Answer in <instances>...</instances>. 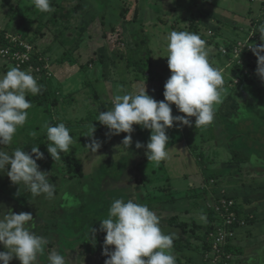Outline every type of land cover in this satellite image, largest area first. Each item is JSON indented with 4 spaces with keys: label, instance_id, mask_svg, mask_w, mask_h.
I'll return each mask as SVG.
<instances>
[{
    "label": "rangeland",
    "instance_id": "rangeland-1",
    "mask_svg": "<svg viewBox=\"0 0 264 264\" xmlns=\"http://www.w3.org/2000/svg\"><path fill=\"white\" fill-rule=\"evenodd\" d=\"M17 1L18 0H0V13L4 9L5 12H7L11 6H13L11 8H14ZM29 1L28 6L34 5L33 0ZM53 1L54 4H51L53 11L48 12V14L55 12L60 14L63 12L67 17L71 14L72 17L70 22H73L76 28H85L86 18H88L89 14L92 12V7L86 4L85 0ZM111 1L104 0V7ZM129 1L133 3L134 0ZM164 1L165 0L149 1L152 4L155 3L150 6L157 17L147 15L145 18H142L141 16L143 13H141L136 22L131 21L128 22L127 25L124 22H120L118 19L110 21L106 13V25L108 26L109 23L113 25L116 28V32L111 34V37L108 38L107 45L110 49H108L107 53H104L106 54L103 55L104 59L100 60V58L96 57L97 62L94 58L89 60L90 54H87L86 50L81 52L78 58H72L68 63V68H71L70 70H72V68L75 70L76 65L73 63L76 58V61L81 64V68L78 69L80 74H74L70 80H65L64 82L62 79L61 83H59V79L52 77L47 84L48 90L50 91L48 99L50 101L52 100V102L57 100V105L58 103L60 105L59 109H56L57 105L52 107L49 104L40 106H35V103L32 104V107L27 110L28 118L25 125L23 127H18L12 142L8 145H0V150L6 151L9 154L17 148L31 153V147L37 145L39 150L44 154L43 159L37 160L39 169L48 172L47 176L49 183L55 186L53 198H47L46 194L33 197L29 193L27 187H25L24 190L18 188V186L11 183L6 172L0 173V202L3 200V204L1 203L0 205L4 206L5 209L11 207L12 211L17 214L20 212H30L35 221V229L33 230L49 240V244L46 246V254L38 258L39 264H48L47 252H50L52 249H56L60 254L65 255V258L69 261H72V257L76 260V257L83 255L84 257L99 259L97 255L100 254L90 253L92 252L89 251L91 246H84L82 242L84 237L83 231L86 232V234L89 233L92 227V225L88 223L90 219L93 223L96 222L97 225H100V221L108 218L110 205L106 203V201L108 202L107 198L102 200L100 198L104 192L120 189L121 187L116 184V180L121 179V177H124L127 181L129 179L132 180V190L137 193L141 190L144 192L145 196L147 193L150 194V196L159 195L158 185H162V189L160 188L162 195H167L170 187L169 184L174 180L175 182H171V186H175V188L169 190L167 198L171 194L185 195L187 192H192L193 197L190 199V205L191 208L193 207L194 211L197 210L196 213H192L195 221L197 223L202 221L201 217L195 214H200L202 211L208 214L212 213V217L216 218L213 221L214 226L221 225L224 219L223 213L219 210L218 203H221L225 199V201L232 200L237 204V201L233 198V193L236 189L240 188L239 183L241 181L251 185L250 187H255V184L258 183L259 185L260 183V178L257 177V179L253 180V177L250 175L253 173L257 174L261 168H264V81H262L256 73V58L252 59L251 65L242 67L241 69V64H243L245 56L244 53H240L239 59L236 57L234 42L239 39H241V41L248 39L249 43L257 45L264 42L261 41V37L257 33V30H260L263 25L259 24L258 26L255 25V27H251V25H253V20L261 19L264 22V10H262L257 17H250V15H248V18H244L241 16V11L249 7V3L243 4L241 0L240 4L237 0H224L222 4L214 3L216 0H201L202 5L200 3L197 4V8H195V6H188L186 8L183 3L184 0H179V5L181 6L177 8L174 6L164 8L166 4ZM25 2H27V0H25ZM248 2L250 1L248 0ZM88 3L90 2L88 1ZM77 4L80 6L78 12L75 14L70 10ZM206 4H211L208 10L213 11L212 13L208 11L205 13L204 9L205 7L207 8ZM252 4L254 7L255 3L252 2ZM170 7H172V10H170ZM37 11L36 14L41 12L39 10ZM200 11H203V13H200ZM235 13L236 18L232 20L235 21L243 17L242 19L240 18L243 22H240V25L235 28L229 26L228 30H230V35L221 38L230 40V42L228 41L230 46L229 53L225 56L230 71L227 76H223L226 83L221 89L222 102L214 106L215 114L211 124L196 127L194 125L195 117L189 118L193 121L192 126L177 127L176 125L178 122H174L171 128L166 129V134L169 136V144L167 147L168 156L159 164L147 160L145 148L142 147L137 149L135 147L137 141L143 145L147 144L150 137V130L148 129H144L139 125H133L134 131L131 133L132 145L126 151L122 145V140L124 136L127 135L126 133L121 132L118 135H109L108 130L102 131L100 129V127L107 129V126L93 125L95 127L93 137L101 142V147L96 153H93L85 146L90 143V138L87 135L90 134L91 127L80 126V128H78L80 132H77L75 137H73L74 144L70 146L71 150L67 153L61 152L60 161H53L52 157L47 152V146L51 144V142L47 138L45 125H51V122H54L51 120L49 112L47 114L46 111L49 110L53 112L52 114L54 117L52 118L57 117L65 124H74L75 127H78V121L82 119H97L98 116L95 115L94 110H97V107L98 109L101 107L98 104L97 98L94 96L95 91L90 84V78L91 76L93 77V65H97V73L99 72L98 77L104 85V88H101V90L97 89V92L100 96L105 94L108 98L106 102H109L111 106H108V108L104 106L105 109H112L115 96L137 94L138 90L132 93V88L140 87L141 90L144 83H148L146 82L147 78L145 77V72L149 69L147 65L150 58L149 50L155 48V44L157 43L164 45L168 44L167 38L171 31H178V26H181L185 28L186 31L198 34L202 39L213 37L215 39L217 37L214 35L215 30L222 33L228 31L226 26L223 28L221 25L223 23H231L232 20L227 17L233 18L232 16ZM200 14L201 17H199ZM213 14L216 17H214ZM130 15L131 17L133 16L132 13ZM192 16H195L196 20L194 23H191V26L188 25V20ZM177 17H179V19ZM50 19H52L51 16ZM62 21L65 22L67 20L63 19ZM147 21H149L150 24H146ZM1 22L4 24L8 21L1 20ZM63 22L59 23L58 26L60 28H63L65 25ZM119 23H122V26H119ZM24 24L28 26V24ZM40 25H43V23L41 22ZM50 26L51 24L49 27H41L45 36H40L39 39L41 38L40 40L44 44L48 43L46 42L47 40L51 42L55 35L54 32L50 31ZM158 27H162L161 33L158 34L154 31L155 35H153V30ZM172 27L176 29L173 30L174 28ZM41 28L39 27V29ZM143 28L152 30L150 32L152 35L146 36L142 34ZM89 29L92 33L99 32V41L102 42L103 37L99 23L95 22L93 25H90L87 30ZM34 30L35 26L29 28L27 30V35L33 34ZM88 33H85L86 37ZM62 35L63 31L59 35V38H62ZM121 36H123V38H121ZM252 36L253 41L250 40ZM95 40L96 36H93L89 41L92 47L96 46V44L93 45ZM132 40H134L135 45ZM114 42H116V44H114ZM126 43L129 45L124 46ZM220 46L218 45L217 47L220 48ZM119 47H124V50L121 52L122 54L115 52ZM34 48L36 52L40 51V55L41 53L49 55V51L47 54L44 53V51H46L45 49L38 50L39 48L36 49L35 46ZM104 52L106 51L104 50ZM159 52L161 55H167L163 50H159ZM60 54V50L56 49L54 51L55 57L61 56ZM65 54L66 53H64V55ZM152 55L154 56L155 53ZM68 56L69 53L65 55V57ZM1 60L0 64H3V66H0V76L14 66V63L11 61V64L7 65L3 63V61L1 62ZM88 63H91L92 66ZM87 64L88 67H86ZM238 66H240L239 69ZM166 72V74L170 76L171 72L169 68ZM154 73L155 70L152 71V74ZM241 75H246L248 80L244 79ZM160 82L155 86H153V83L147 85L148 90L146 89V91L153 98L154 93L152 90L160 87L162 84ZM97 84H100V82ZM254 87H258L261 92H257ZM62 88L67 89L62 91ZM241 90L243 91L242 93L240 92ZM70 92L75 95L74 98L72 97L70 99ZM243 93H245V95L248 93L247 101H259L261 105L259 106L255 105L253 102H248V104L245 103L243 109L240 110L238 107L241 100L244 98ZM257 93L262 96H258ZM28 94L31 93H27L26 96ZM155 94L157 93L155 92ZM59 95L64 99H60ZM235 96L237 97L235 98ZM154 99L157 101L164 100L162 97H156ZM59 100L62 101L59 102ZM230 103L233 104V107L230 106ZM171 107L172 115L183 114L177 112V108L173 106V104ZM258 107L261 111L257 110ZM101 111L104 110L102 109ZM244 130L246 131L243 132ZM33 133L36 135L33 136ZM187 139L190 142H188ZM209 150H212L211 154ZM171 151L173 152L171 153ZM235 152H241L242 154L254 157L253 160L249 161L252 162V164L246 161L247 163H244L245 165L243 164L244 166L240 169L241 171L243 170L241 173L242 178L239 177V180H237V177H230L232 178L231 180H237V183L234 182L230 184L227 178H224L227 176L223 175H219L218 178L211 177L210 170H206L204 173L202 172L207 167L211 169L212 161L217 162L215 165H218V161L221 158H225V156L232 157V154ZM32 155L34 156V154ZM68 157L77 158L80 161L79 165L83 170V175L81 177L79 173H77L75 165H70L66 160ZM249 167L252 171L246 170V168ZM49 168H52V171H49ZM199 168L200 170H198ZM141 169L146 171L144 177H141ZM162 170L169 174L163 181H161L160 178L155 179L152 176L154 174L158 177L161 176V174L157 173L158 171L162 172ZM153 172L154 174H151ZM53 177H55L54 180ZM104 188H109L110 190H105ZM18 191L21 193L19 196L15 195ZM209 193L211 195L210 197H208ZM133 195L131 194V198L134 197ZM220 196L223 197L221 200H219ZM128 198L129 196H127L126 199ZM150 201L152 202V198H148V203ZM101 204L104 206L103 208L106 207V210L102 208ZM102 210L107 212L105 213ZM202 213L200 215H202ZM212 217L203 222H205L206 225H210L212 223ZM186 220L190 221V218L187 217ZM108 247L111 250L112 246L110 245ZM92 248V250H94V246ZM97 249L100 248L98 247ZM0 250H5L2 245H0ZM207 252L208 251H206L205 254ZM204 255H202V260L205 264H227L226 259L220 256L215 257L213 252H211L207 258H205ZM83 262L85 264H90L88 258ZM10 264H20V261L13 258Z\"/></svg>",
    "mask_w": 264,
    "mask_h": 264
},
{
    "label": "clouds",
    "instance_id": "clouds-1",
    "mask_svg": "<svg viewBox=\"0 0 264 264\" xmlns=\"http://www.w3.org/2000/svg\"><path fill=\"white\" fill-rule=\"evenodd\" d=\"M36 9L41 12L53 11L50 0H33ZM261 41H264V27L260 29ZM167 67L171 74L164 83V100L157 101L145 88L135 95H117L113 108L100 111L98 118L107 126L109 135L123 132L122 140L127 149L132 145L133 125L150 130L146 145L139 141L135 147L145 148L147 160L159 164L168 156L169 136L166 129L174 122L177 127L192 126L190 117H195L196 127L212 123L215 105L222 102L221 89L224 85L222 70L209 60L210 47L198 34L187 31H171L168 35ZM247 47L256 56V73L264 81V42L249 43L248 39L240 43L236 50ZM159 57V56H157ZM235 58V57H234ZM42 91L37 80L30 73L10 68L0 76V145L12 142L18 127H23L28 118V109L32 107L26 94L37 95ZM174 104L180 113L172 115ZM47 138L51 142L47 152L53 161H60V153L69 152L74 144L70 129L64 123L55 126L45 125ZM87 135L90 143L85 146L93 153L101 147V142L93 137L95 127L91 124ZM33 136L36 134L33 133ZM34 154V156L32 155ZM44 154L38 146L31 147V153L17 148L11 154L0 150V173H5L12 184L23 189L27 187L31 196L46 194L51 199L55 186L49 183L46 171H41L37 160ZM18 191L15 195L19 196ZM161 217L146 204L131 199H115L109 208L108 218L100 221L99 231L105 233L102 254L107 258L104 264H176L173 252L175 234H165L160 227ZM35 221L30 212L15 213L11 207L0 205V264H10L13 258L20 264H39V257L46 254L48 238L36 233ZM97 229L90 228L89 235L95 241ZM114 246L110 250L108 246ZM83 256L69 261L56 249L47 252L48 264H83Z\"/></svg>",
    "mask_w": 264,
    "mask_h": 264
},
{
    "label": "crops",
    "instance_id": "crops-1",
    "mask_svg": "<svg viewBox=\"0 0 264 264\" xmlns=\"http://www.w3.org/2000/svg\"><path fill=\"white\" fill-rule=\"evenodd\" d=\"M50 1H52V0H50ZM65 1H69V0H65ZM85 1H86V4H88L89 6L92 7V12L89 14V17L86 18L85 28L80 26L82 29L79 27L76 28L75 24L73 22H70L71 17H72L71 14L68 17L63 12H61L60 14H57L56 12L52 13V14L51 13L48 14L45 12H39L36 14V12H38L37 11L38 9H36L34 5L28 6L29 5L28 3L30 2L29 0H27V2H25V0H18L16 6H14V8H11V7H13V6H11L7 12H5V9L3 8L4 10H2L0 13V23H1L0 29H4V31H6L8 34H12V33H19L20 34L21 33L22 36L24 37L25 32L29 28L35 26L34 33L25 36L26 40L33 38L34 41L32 43L34 44L36 49H38V48H39L38 50L45 49L46 50V51H44L45 54H47V52L49 51V55L47 54L45 56L48 57V59L50 60V63L52 64L51 67L53 68V70L55 72L53 78L59 79V83H61L62 79L64 82L65 80L66 81L70 80L72 78V76H74V74L75 75L80 74V71H78V69L81 68V64H79L76 61V58L79 57L81 52H84L86 50V53L90 54L89 60L94 58L96 61V57L100 58V60H103L104 59L103 55H106L104 53H107L108 49H110L109 46L107 45L109 35H107V36L104 35L105 32L103 30V27H102V24L100 21L101 19L99 18V12L97 10L98 4L94 0H88L90 3H88L87 0H85ZM138 1L139 0H134L133 3L132 2L130 3V5L134 6L135 4H137ZM149 1L150 0H143L142 1V3H143L142 6H144L142 18H145L147 15L157 17L155 12L151 9V6H150V5H154L155 3L152 4ZM202 1L201 0H184L183 3H184V6L186 8L188 6L189 7L195 6V8H197V4L200 3L202 5ZM223 1L224 0H216L214 3L222 4V3H224ZM241 1L243 2V4L249 3L248 4L249 7H246L243 11H241V14H242L241 16H243L244 18H248L249 17L248 15H250V17H257L260 14V12L262 10H264V0H249L251 3L248 2V0H241ZM241 1L237 0V2L239 4ZM164 2H166L164 8H166L168 6H174L176 8L178 6H181V5H179L180 4L179 0H165ZM252 2L255 3L254 7L252 6L253 5ZM26 5H27V7H26ZM210 5L211 4H208L207 8L204 6L205 9L204 8L203 9H204L205 13H207V11L209 13L213 12L211 10H208ZM24 7H26V8H24ZM133 8L134 7H132V9ZM171 8L172 7H170V10H172ZM131 13H132V11L129 13V17H131V15H130ZM200 13H203V11H200ZM63 15H65V17ZM235 15H236V13L233 14V16H232L233 18H230V17H227V18L232 20V19L236 18ZM50 16L52 17V19H50ZM213 16H214V14H213ZM199 17H201V14ZM214 17H216V16H214ZM62 18L66 19L67 21L63 22ZM177 18L179 19V17H177ZM240 18H238L235 21L232 20L231 23H229V24L223 23L221 25V27L224 28L226 26L227 30L229 29V26L231 28L232 27H234V28L238 27L240 25V22H243L242 20H240ZM1 20H4V21L6 20L8 22L3 24V22H1ZM41 22L43 23V25H40ZM62 22L65 25L63 26V28L62 27L60 28L58 25H59V23H62ZM95 22L99 23V25L101 26V34L103 37L102 42L99 41V37H98L99 32L92 33V31H90V29L87 30L88 27L90 25H93ZM120 22H122V23L124 22V23H126V25L128 24V21L126 22L123 20ZM129 22H131V21H129ZM132 22H134V21H132ZM24 23L28 24V26H26ZM71 23H72V25H71ZM122 23H119V26H122ZM147 23L150 24L149 21H147L146 24ZM50 24H51V26L49 29H50V31L54 32L55 35L53 36V39L51 42H49L50 40H47L46 42H48V43L44 44L40 40L41 38L39 39V37L45 36L42 32V28L43 27H49ZM38 27H40V28L42 27V28L39 29ZM172 28H174V27H172ZM178 28H179L178 31H186L185 28H183L181 26L180 27L178 26ZM175 29L176 28H174L173 30H175ZM62 31H63L62 38H59V35L62 33ZM142 31H143L142 34H145L146 36L152 35L150 33L152 30H148L147 28H143ZM154 31L159 34L162 31V27H158L157 29L153 30V35H155ZM216 31L217 30H215V33H214V35L217 36L215 39L213 37V38H208V39L206 38L204 40L206 41L207 45L211 49L209 52L210 62L214 66H216L222 70L223 76L224 75L227 76L230 69H229V66L226 62V57L221 54L220 49L225 43L230 42V40H225L226 38L221 39L223 36L230 35V30H228L229 32L225 31V33H227V34H225L224 32L222 33V32H219V31L216 32ZM86 32L87 33L89 32L88 34H86L87 37L85 36ZM187 32H189V31H187ZM165 34H166V32H165ZM93 36H96V40L93 42V45L96 44L95 47H92V44H90V42H89ZM87 39H88V41H87ZM64 41H66V42H64ZM208 41H209V43H208ZM133 44H134V40H133ZM55 45H56V47H55ZM218 45L219 46L221 45L220 48L217 47ZM94 48H97V49H94ZM56 49L61 51V54H60L61 56H57V57L54 56V51ZM99 49H101V50H99ZM104 50L106 52H104ZM159 50H163L167 54V44L164 45V44L157 43V44H155V48H153L152 50L151 49L149 50L150 58H149V62L147 63L149 69L146 70V72H145V77L147 78L146 82H148V83H145L147 90H148L147 85L150 83H153V86L157 85L160 81H161L160 83H162L160 85V87L157 86L158 88H156V89L153 88L155 91L151 89L154 93L153 94L154 97L156 95L160 96L162 94V89H163L162 85H164L165 81L169 77L166 74L167 73L166 70H168L167 57L164 55H161ZM38 52H40V51H38ZM64 53H66L65 55H67V53H69V56L65 57ZM154 53H155V55L153 56L152 54H154ZM157 56H159V57H157ZM74 57H76L75 62L73 63L76 65L75 70L73 68H72V70H70L71 68H68V66H69L68 63ZM65 58H67V59H65ZM1 59L2 58L0 57V60ZM3 59L1 60V62L3 61V63H6L7 65L11 64L10 61H8L7 59H4V60ZM88 62H90V61H88ZM89 65L92 66L91 63H89ZM0 66H3V64H0ZM92 67L94 68L93 71L91 70L94 79L91 76V78H90L91 83L90 84L92 85V88L95 91L94 96L97 98V100L99 102L98 104L101 107L100 109H98V107H97V110H94L95 115L98 116L99 112L102 109L104 111L105 110L106 111L111 110L110 108L105 109V107L108 108V106L110 107L111 105H109V102H106V100L108 98L105 94H103L102 96H100L98 94L97 89L101 90V88H104V85H103L101 79L98 77L99 72L97 73V65L95 64ZM153 70H155L154 74H152ZM99 82H100V84H97ZM225 83H226V80H224V84ZM66 89L67 88H62V91H65ZM136 91L139 92L140 87L139 88H134V87L132 88V93L136 92ZM155 92L157 94H155ZM240 92L242 93L243 91L241 90ZM70 93H71L70 99L72 97L74 98L75 95L72 92H70ZM247 94L245 95V93H243L244 98L241 100L239 107H238V108H240V110L243 109V107H244L243 105L245 103L248 104V102L249 103L253 102L255 105H259V106L261 105L259 103V101H257V102L255 100L247 101V99H248ZM133 95H135V94H133ZM260 96H262V95H260ZM236 97L237 96H235V98ZM59 98L64 99L61 96ZM60 101H62V100H59V102ZM63 102H65V101H63ZM50 106H52V105H50ZM173 106H175V105L173 104ZM230 106L233 107V104L230 103ZM59 107H60V105L58 103L56 109H59ZM258 110H259V107H258ZM56 111H59V110H56ZM177 112H179V111L177 110ZM181 115H185V114H181ZM187 141H188V139H187ZM188 142H190V141H188ZM212 150L211 151L209 150L210 154L212 153ZM172 152L173 151H171V153ZM253 158L254 157H251V160H253ZM216 163L217 162L212 161V163H211V165H212L211 169L212 170L208 169V167H207L203 171L201 169V171L204 173V172H206V170H210L209 172L211 173V177H214V178L215 177L218 178L219 175L227 176L224 178L225 179L227 178L228 182L230 184H233L234 182L237 183V180H239V177L242 178L241 173L243 172V170L241 171L240 169H242V166H244L247 162H245V164H244L242 162L237 161L233 156L232 157L231 156L230 157L225 156V158L223 157L218 161V165H215ZM248 163L252 164V162H248ZM198 170H200V168ZM246 170L252 171L250 167L246 168ZM144 173H146V171L142 170L141 171V177L142 176L144 177ZM151 174H154V172ZM157 174H161V176L158 177V176H156V174H154L152 176L155 179L160 178L161 181H163L166 177L169 176V174L167 172H165L164 170H162V172L158 171ZM201 175H202V173H201ZM231 176H234L235 178L237 177L236 178L237 180H231L232 179V178H230ZM250 176L253 177V180L257 179V177L260 178L259 185L257 183V184H255V187H250L251 185H248L247 183H244L243 181H241V182L239 181L240 182L239 183L240 188L236 189L235 191L233 190L234 191L233 198H234V200L237 201V205L243 206L244 213L245 214L246 213L251 214V216L254 217V220L251 223L246 224L245 226H240V227L236 228V234L230 240V242H231L230 246H233V251L231 252L233 255H232L231 260H227V264H264V168H261L257 172V174L253 173ZM146 179H147V177H146ZM131 181L132 180H130V179L127 181V184L129 186V187H127L128 188L127 193H126L127 196H129V198L131 200H133L137 203L141 202V204H146V205L148 204V207L150 209H152L153 211H155L156 214L161 217L160 227H161L162 231L165 234H175V238L173 241V252H174V255L176 256V264H205L202 260V255H204V253L207 251L206 250L207 248L203 242L205 240L204 237L206 235V233H204V232H206V230L208 231V228L210 227V225H206L205 222H203V221L210 219V216H208L207 212L204 213L202 211L203 213L200 212V214L202 213V215L195 214V215H199V217H201L202 221H200L199 223H197L195 221L194 215L192 216V213H196L197 210L194 211L193 207L191 208V205H190V202H191L190 199L193 197L192 192H187L185 195L184 194L183 195L171 194L167 198V195H169V190L175 188V186H171V182L174 181V180H172L169 184L170 187H169L167 195H162V192L160 190V188L162 189V185L160 186L157 184L160 194L150 196V194L147 193V195L145 196L144 192H142L141 190H139L138 193L134 192L132 190ZM167 181H169V180H167ZM187 190H189V189H187ZM131 194L132 195L134 194L133 195L134 197L131 198ZM155 194H158V193H155ZM208 195H209L208 197L211 196L210 193ZM103 198L105 199L106 197L104 195H102L100 199L102 200ZM148 198H150V199L152 198V202L150 201L148 203ZM106 203L111 205L110 202L108 203L106 201ZM101 206H102V208L104 207L102 204H101ZM105 208H103V209L106 210ZM192 210H193V212H192ZM172 216H176L179 226L170 223L169 220H170V217H172ZM187 217L190 218V221L186 220ZM94 225H96V224H94ZM192 231H194L195 233H193ZM101 245H103V243H101ZM99 248H100V246H99ZM92 249L89 251H92ZM112 249H114V246H112L111 250ZM95 251H92L90 253L100 254V255H97L99 257V259L93 258V257L92 258L84 257V255H83V258H84L83 261L87 260V258H88V260L90 261V264H104V261L107 257L102 254V249L101 248L95 249ZM74 260H75V258L72 257V261H74ZM83 264H85V263L83 262Z\"/></svg>",
    "mask_w": 264,
    "mask_h": 264
},
{
    "label": "trees",
    "instance_id": "trees-1",
    "mask_svg": "<svg viewBox=\"0 0 264 264\" xmlns=\"http://www.w3.org/2000/svg\"><path fill=\"white\" fill-rule=\"evenodd\" d=\"M97 4H98V12H99V18L101 19V24H102V27H103V30H104V35L107 36L109 33L111 34H114L116 32V28L113 26V25H109L107 26L106 25V19H105V14L107 13L108 14V17H109V20L112 21L114 19H118L120 21H134L136 22L137 19H139V16L141 13H143V7L142 6V1L143 0H139L137 2V4H135L134 6H131L130 5V1L129 0H110L111 2L108 3V5L106 7H104V0H94ZM51 4H54V1H50ZM79 4H77L72 10H70L71 12L73 13H77L78 9H79ZM132 7H134L132 9ZM132 11V14H133V17H129V13ZM104 15V16H102ZM65 17V15H63ZM143 17V14L142 16ZM198 18V17H197ZM142 20V19H141ZM196 20V17L195 16H192L188 21H189V24L188 25H191V23H194V21ZM253 25H251V27H255L258 26L259 24H262L264 27V22L260 19V20H253L252 22ZM39 28V27H38ZM108 29V30H107ZM40 31V30H39ZM260 30H257V33L260 35L261 37V33H259ZM6 34H8L6 31H4V29H0V49L1 48H7L9 50V53L14 51V50H21L20 49V46L17 44L15 45L16 42L12 41L11 38L12 36H16V37H21L22 39H26L25 36H27L28 32L26 31L25 32V35L24 37L22 36V34L20 33H12V34H8L9 37L6 38ZM31 39V40H30ZM28 39L29 42H33V38H30ZM114 44H116V42H114ZM129 44H126L124 46H128ZM229 44H228V48H229ZM124 50V47H119L115 52H119L120 54H122L121 52ZM39 55H40V52H38ZM253 53L252 51L249 52V51H244V60H243V64H241V69L242 67H247L249 65L252 64V59L253 58H256V56L254 55L253 57ZM1 57V56H0ZM41 59L39 60L38 59V55H37V52L35 53H32L30 55V60L27 64H33L36 66H40L41 67V70L40 72H36L34 71L36 74H33V77L37 80V83L38 85L41 86L42 88V91L37 94V95H32V94H28L26 96V99L29 100L31 102V104H34L35 106H40V105H43V104H49V105H52L55 106L57 105V100H54L52 102V100L50 101L48 98H49V90H48V82H49V79H51L53 76H54V70L53 68L51 67V63H50V60L48 59V57H46L44 54L41 53L40 55ZM1 58H4V57H1ZM60 58V57H59ZM4 59H7V58H4ZM61 60V59H60ZM64 61V60H63ZM89 64V63H88ZM88 64L86 65V67H88ZM25 66V65H24ZM18 67L19 69H23V67ZM46 68H45V67ZM15 67V65L13 66ZM240 68V66H238V69ZM244 79H247L246 78V75H241ZM248 80V79H247ZM162 94L160 96H157L156 97H162L164 98L163 96V91H164V85H162ZM257 92H261V90L258 88V87H255ZM258 96L260 95L259 93H257ZM154 97V98H156ZM255 107V106H254ZM252 107V108H254ZM256 110V109H255ZM258 110V109H257ZM258 111H261V110H258ZM47 114L49 112V115L51 117V120L54 122L52 123L51 122V125L52 126H55L57 125L58 123H64L61 121V119H58L56 116V118H52L54 117V115L52 114L53 112L52 111H46ZM98 118V117H97ZM79 125L78 127L76 128L74 126V124H65L69 129H70V135L72 137H75V134L77 132H80L78 128H80V126H84V127H90V125H95V126H99V125H102L99 121L95 120V119H88V120H80L78 121ZM100 129L103 131V130H108L103 128V127H100ZM246 130H244L243 132H245ZM232 156L239 162H242V163H245L246 161L249 162L251 161V156H248L246 154H242L241 152L240 153H233ZM71 158V159H70ZM70 165H75L76 167V171L77 173H79L80 177L83 175V170L82 168L80 167V161L77 159V158H72V157H68L66 159ZM49 164V163H48ZM50 165V164H49ZM56 166V165H55ZM54 166V167H55ZM57 167V166H56ZM53 168V167H52ZM52 168H49V171H52ZM55 179V177H53V180ZM116 184L118 186H120L121 188L120 189H117L115 191H110V192H104L102 195H104L107 200H108V203H112L115 199H119V198H124L126 200V197H127V187L128 184H127V180L124 178V177H121V179L119 180H116ZM105 190H110L109 188H104ZM221 196L219 198V200H221ZM104 199V198H103ZM130 199V198H128ZM127 199V200H128ZM233 199V198H232ZM232 201V200H231ZM135 202V201H134ZM3 204V200H1L0 204ZM228 203L229 201L226 200L225 203H218L219 206L221 207V212L224 214V216H228L230 215L231 213L234 214L235 216V222L233 223L234 225H239L240 222H245L246 224H249L251 223L253 220H254V217L251 216V214L249 213H244L243 211V206H239L237 204H235L234 202H232V205H229L228 206ZM103 212H107V211H103ZM102 212V213H103ZM104 213V214H105ZM208 216L212 217V213L208 214ZM224 218V217H223ZM216 218L212 217L211 218V221L212 223L210 224V227L208 228V231L206 230V235L204 237V244L206 246V250L207 251H210L211 250V239L209 237V233L213 230H215L217 228V226H214L213 225V221L215 220ZM170 223L171 224H174V225H177L179 226L178 224V221H177V218L176 216H172L170 217ZM89 224L92 225V228H95L97 229L96 233H95V241L94 239H92L88 234H86V232L83 231V234H84V237H83V243H84V246L86 247H90L91 248L89 250L92 249V247L94 246L95 249H97L99 246L101 249H103V245H101V243H103L104 241V236H105V233L102 232V231H99V227L100 225H97L96 222L93 223V221L90 219L88 221ZM96 224V225H94ZM193 233H195L194 231H192ZM231 240V239H230ZM230 240H226L225 243H222L220 244V248H221V257H223V259H226V260H231L232 259V254H230V252L233 251V246H230L231 242ZM99 243V244H98ZM98 244V245H97ZM222 246V247H221ZM92 250V251H95ZM205 254V253H204ZM231 256H230V255ZM227 255H229V257H226Z\"/></svg>",
    "mask_w": 264,
    "mask_h": 264
},
{
    "label": "built area",
    "instance_id": "built-area-1",
    "mask_svg": "<svg viewBox=\"0 0 264 264\" xmlns=\"http://www.w3.org/2000/svg\"><path fill=\"white\" fill-rule=\"evenodd\" d=\"M5 36H6V38L9 37L8 34H6ZM11 40L16 42L15 45L18 44L20 46L21 50H14V51L9 53V50L7 48H1L0 49V56L7 58L8 61H11L12 63H14L15 67H22L25 65L22 70H26L31 75L36 74L34 71L40 72V70H41L40 66L35 67V65H33V64H27L30 60V55L32 53L36 52V50L34 48V44L29 42L26 39H22L21 37L19 38L16 36H12ZM250 40L253 41V36L250 37ZM242 42H243V40L241 41V39L236 40L234 42V51L235 52H236L237 48L239 47L240 43H242ZM228 44L229 43H225L220 49L221 54L224 56H227L229 53L228 52L229 51ZM244 51L251 52V50L248 49L247 47H243L242 50L240 51V53H244ZM37 55H38V59L40 60L41 57H40L38 52H37ZM225 202L226 201L224 199L221 203H225ZM232 202L233 201H229L228 206L232 205ZM218 206H219V204H218ZM219 210L221 211L220 206H219ZM223 217H224V219H223L221 225H218L215 230H213L209 233V237L211 239V250L208 251L204 255L205 258H207L211 252L214 253L215 257H219V256L221 257L220 244L225 243L226 240L232 239L236 234V228L237 227L246 225V223L243 221L240 222L239 225H234L233 223L235 222V216L233 213H231L227 217L224 216V214H223ZM226 257H229V256L227 255Z\"/></svg>",
    "mask_w": 264,
    "mask_h": 264
},
{
    "label": "water",
    "instance_id": "water-1",
    "mask_svg": "<svg viewBox=\"0 0 264 264\" xmlns=\"http://www.w3.org/2000/svg\"><path fill=\"white\" fill-rule=\"evenodd\" d=\"M108 35H109V37H111V33H109ZM121 38H123V36H121ZM132 41H133V40H132ZM126 42H127V41H126ZM127 43H128V42H127ZM127 43H126V44H127ZM126 44H125V45H126Z\"/></svg>",
    "mask_w": 264,
    "mask_h": 264
}]
</instances>
